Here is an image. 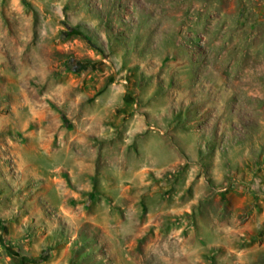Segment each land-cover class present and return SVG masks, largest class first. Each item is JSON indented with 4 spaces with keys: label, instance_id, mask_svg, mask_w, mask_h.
I'll list each match as a JSON object with an SVG mask.
<instances>
[{
    "label": "rangeland",
    "instance_id": "1",
    "mask_svg": "<svg viewBox=\"0 0 264 264\" xmlns=\"http://www.w3.org/2000/svg\"><path fill=\"white\" fill-rule=\"evenodd\" d=\"M0 264H264V0H0Z\"/></svg>",
    "mask_w": 264,
    "mask_h": 264
}]
</instances>
